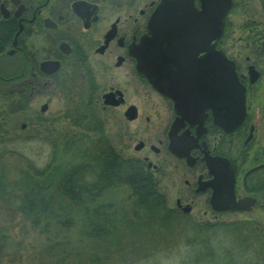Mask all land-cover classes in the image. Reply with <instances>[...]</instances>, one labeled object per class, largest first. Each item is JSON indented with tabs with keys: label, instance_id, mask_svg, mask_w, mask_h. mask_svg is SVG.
Instances as JSON below:
<instances>
[{
	"label": "flooded vegetation",
	"instance_id": "obj_1",
	"mask_svg": "<svg viewBox=\"0 0 264 264\" xmlns=\"http://www.w3.org/2000/svg\"><path fill=\"white\" fill-rule=\"evenodd\" d=\"M171 1L175 0H0L4 37L0 84L21 99L26 95L33 99L52 87L60 89L71 104L80 100L95 111L123 110V121L128 124L138 121L142 108L145 139L135 136L137 143L130 153L133 157L127 158L141 162L158 185L162 179L178 186L174 210L187 216L183 209L191 210L197 198H203L212 209L211 160L228 162L232 155H248L255 129L246 115L235 130L226 132L213 123L211 108L200 114L192 107L185 110L178 98L170 96L176 90L171 68L170 74L166 73L168 78L161 82V93L148 74L150 65L139 66L143 63L139 50L153 37L152 18L160 6ZM193 7L200 12V0H193ZM203 55L198 53L197 59ZM249 66L241 84L250 85ZM188 68L184 63L177 69L186 75ZM109 94L112 97L105 99ZM71 96L78 97L75 103ZM132 115L134 118L129 119ZM128 134L132 141L134 136ZM116 136L114 142L118 143L121 130ZM114 142L109 144L116 155H130L122 153L119 143ZM137 155H166L173 167L164 168L165 158L152 164L147 157ZM262 167L264 163L249 168L244 174L245 184ZM155 174L160 175L159 181Z\"/></svg>",
	"mask_w": 264,
	"mask_h": 264
},
{
	"label": "trees",
	"instance_id": "obj_2",
	"mask_svg": "<svg viewBox=\"0 0 264 264\" xmlns=\"http://www.w3.org/2000/svg\"><path fill=\"white\" fill-rule=\"evenodd\" d=\"M3 39L0 30V51ZM71 105L64 116L96 134L91 148L74 155L76 161L55 181L50 166L37 170L29 165L12 182L0 175L3 206L14 209L38 235L36 264H140L181 246L179 264H264V223L185 221L187 216L167 207L141 162L114 153L102 135L99 113L80 100ZM21 108L20 102L10 105L11 112ZM37 119L45 122L40 115ZM1 160L0 155V165ZM118 188L127 189V205L103 202ZM245 188L264 192V167L251 174Z\"/></svg>",
	"mask_w": 264,
	"mask_h": 264
},
{
	"label": "rangeland",
	"instance_id": "obj_3",
	"mask_svg": "<svg viewBox=\"0 0 264 264\" xmlns=\"http://www.w3.org/2000/svg\"><path fill=\"white\" fill-rule=\"evenodd\" d=\"M230 2L231 9L225 16L222 38L216 49L232 61L239 79L246 77L248 65L254 66L261 74L254 85L243 84L244 87L246 86L245 111L248 124L255 129L254 142L247 148L248 155H232L228 158L229 169L233 171L235 177V199L253 198L255 205L249 212H214L204 203L203 198H197L190 212L187 213L188 220H183L213 224L254 219L264 223V192H250L244 188L246 171L264 163V55L261 53L264 35V0H230ZM10 92L8 87L0 84V155L2 157L0 175L5 176L6 182H12L17 178V171L29 165L37 170L50 166V170L53 169L52 173L54 171L55 181L67 164L76 161L74 155H83L85 149L92 147L96 134L86 132L83 128L85 125L73 126L72 121L75 117L64 116L72 109V105L68 95L60 89L52 87L42 91V94L33 99L26 95V100L25 97L22 100L18 94ZM75 97L74 103L78 99ZM19 102L22 108L11 112L10 105ZM43 105H46L47 109L41 113L40 108ZM97 112L101 119L102 135L106 140L114 142L117 133L121 130L122 138L118 143L122 153H132V147L137 143L136 137L142 141L145 139L141 122L145 111L142 108L138 112V121L131 124L123 121L121 109ZM38 115L44 118L45 122L39 121ZM46 120L50 123V127L41 126L42 123L47 124ZM133 131L136 134H133ZM128 132L134 136L132 141L128 138ZM68 144L69 146L66 147ZM123 156L133 157L132 154ZM137 156L147 157L152 164L165 158L164 168L169 170L173 167L166 155ZM154 176L159 181L160 175ZM159 189L165 196L167 207L175 209L178 186L173 187L172 184L161 179ZM126 196L127 189L118 188L113 190L111 195L107 194L103 202H112L117 207H121L128 204ZM3 202L4 200L0 199V248L3 249L1 264H36L33 255L39 243L38 235L27 226L20 215H16L14 209L3 206ZM183 249L181 246L180 250L177 248L164 251L140 264H179Z\"/></svg>",
	"mask_w": 264,
	"mask_h": 264
},
{
	"label": "water",
	"instance_id": "obj_4",
	"mask_svg": "<svg viewBox=\"0 0 264 264\" xmlns=\"http://www.w3.org/2000/svg\"><path fill=\"white\" fill-rule=\"evenodd\" d=\"M200 2V12L194 10L193 0L165 2L159 7L150 23L153 37L144 42L139 50L143 61L139 66L143 68L150 65L148 74L153 86L161 93H164L161 82L168 78L166 73L171 68V80L175 83L176 90L170 96L174 100L178 98L180 106L184 105L185 110L192 107L200 114L211 108L213 123L226 132H231L245 117V88L238 80L233 63L215 48L222 36L224 18L231 8V2ZM261 51L264 55V39ZM198 53L204 55L197 59ZM176 59L184 62L180 63ZM184 63L189 64L188 70H184L189 72L186 75L177 69ZM247 74L251 85L260 78L253 66L248 67ZM111 97L109 94L105 99ZM187 103L191 105L189 108L185 106ZM46 109L47 106L43 105L40 112L43 113ZM132 118L133 115L129 117ZM211 170L214 177L211 183L212 210L249 212L255 205V199H235L234 174L229 169L228 162L211 160ZM189 210L187 207L183 209V213L186 214Z\"/></svg>",
	"mask_w": 264,
	"mask_h": 264
}]
</instances>
